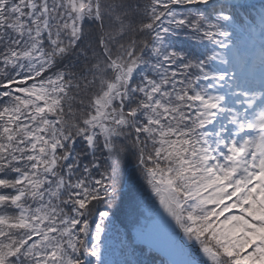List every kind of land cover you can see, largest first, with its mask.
I'll list each match as a JSON object with an SVG mask.
<instances>
[{
	"label": "snow or ice",
	"instance_id": "snow-or-ice-1",
	"mask_svg": "<svg viewBox=\"0 0 264 264\" xmlns=\"http://www.w3.org/2000/svg\"><path fill=\"white\" fill-rule=\"evenodd\" d=\"M0 264H264V0H0Z\"/></svg>",
	"mask_w": 264,
	"mask_h": 264
},
{
	"label": "trees",
	"instance_id": "trees-1",
	"mask_svg": "<svg viewBox=\"0 0 264 264\" xmlns=\"http://www.w3.org/2000/svg\"><path fill=\"white\" fill-rule=\"evenodd\" d=\"M255 2H257V3H258V2H259V0H255Z\"/></svg>",
	"mask_w": 264,
	"mask_h": 264
}]
</instances>
